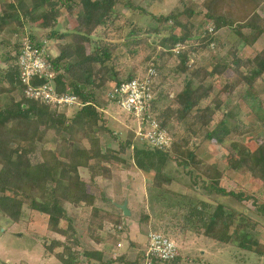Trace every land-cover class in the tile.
Segmentation results:
<instances>
[{"label":"rangeland","instance_id":"rangeland-1","mask_svg":"<svg viewBox=\"0 0 264 264\" xmlns=\"http://www.w3.org/2000/svg\"><path fill=\"white\" fill-rule=\"evenodd\" d=\"M11 1L18 3L20 0H0V16L3 8L12 12V17H15V20L12 17L5 21L0 19V67L7 66L5 62L7 55L14 54L16 46L27 36L34 37L37 41H46V50L52 56L60 53L59 43L71 41L77 30L78 21L75 13L77 11L69 12L66 7L58 5L57 20L53 29L65 33L66 39L64 41L49 39L47 33L50 29L42 27L40 12L37 10V5L42 1L26 0L29 7L24 12L18 10V14L8 6ZM204 1L124 0L115 6L117 18L92 34V41L96 43H87L88 50L96 51V45L101 46L102 42L114 48L111 64L113 62L116 69L110 80L111 84L95 89L96 104L99 106L102 119L92 132L95 137L101 138L103 151L109 147L121 160L106 157L97 159L87 167H79L80 176L89 183V190L96 197V202L94 206L63 202L67 217L60 221V227L69 231L68 237L46 228V216L31 208V199H25L22 216L18 222L10 220L0 211V264H58L54 258L57 253L63 252L65 247L57 246L50 253L48 248L53 241L66 243L69 250L78 254L81 260L86 256L85 252L96 254L95 246L102 238L111 244L116 243L119 235L114 229L123 224L125 228L129 227L124 232H130V237L140 242L150 230L170 236L179 248V264H264V183L240 163L235 153H232V148H239L243 144L246 135L248 137L258 135L260 140L264 139L262 125L264 107L260 105L261 99H264V75L255 81L254 86L243 84L235 92L228 94L225 104H221L222 107L217 110L208 126L200 128L195 125L189 129L188 125L192 123L193 115L188 117L186 123L169 125V130L177 137L189 138V146L199 159L208 164H216L221 172L219 186L241 195L242 200L223 195L217 190L208 192L206 187L211 183L210 180L204 175L201 178L198 176L204 172V165L196 167L193 163L185 168L169 161L166 170L172 175L170 183H164L162 187L152 184L154 173L141 169L137 165L132 148H127L124 152L119 144L126 143L128 132L137 126V121L107 98V91L118 79H125L130 73H135L136 77L146 76L148 69L155 67L149 63L155 61L160 68L156 69V85H159L163 93L160 109L162 111L164 106L183 90L185 79L190 72L201 68L213 71L216 65L220 66L230 58L231 52H236L238 57L245 59L263 50L264 34L253 45H247L243 37L254 32L246 28L236 29V24L234 27H224L217 31L216 41L208 46L201 44L199 46V42H194L197 38L205 37L207 30L210 31V27H213L212 21L206 15L208 8ZM229 1H225L226 8ZM231 12L234 14L236 10L233 9ZM258 12L264 17V3L259 6ZM167 17L173 18L166 21L164 18ZM174 17H177L180 23L186 24L192 32V36L187 37L185 44H181L182 49L189 54L188 65L191 69L187 73L178 70L180 52L177 53V44L173 47L171 41L166 40L185 34L186 28L183 26L178 25L174 30ZM156 29L159 32H155ZM134 30H138V37L130 36ZM135 50H138V53H134ZM231 75V71L223 70V74L215 71L206 78L205 84L211 87V90L203 102L204 105L211 104L213 108L215 107L213 101L223 90L228 81L227 77ZM1 83L4 87H9L8 82ZM225 96L226 94L220 95ZM30 100L26 95L15 92L0 95V104L3 106L15 101L27 104ZM77 109L62 107L58 112L71 118ZM196 111L197 108H194L192 113ZM225 119L229 123L228 127L224 126ZM56 134L53 129H49L47 133L38 135L36 151L31 154L33 163L41 161L42 149H55L59 140H65L64 146L67 149L73 146L74 143L69 140L66 132L60 130ZM134 141L133 144L137 148L148 145L138 138ZM253 141L256 143L257 140L254 138ZM80 144L90 146L88 139H83ZM249 144L255 147L253 142ZM116 165L123 169L116 170L128 174L129 180L134 179L132 172L140 175L138 179L142 183L143 175L146 176L147 185L143 189V196L137 191L129 201L122 200L118 204L104 199L102 187L96 183L94 177L96 173H100V178L103 180L104 177L105 180ZM130 167L132 169H129ZM8 193L12 194V191ZM0 195H3V192H0ZM36 201L41 205H48L45 200ZM126 202L132 214L124 217L123 210H119L116 205H123ZM200 202L207 204L206 211L209 212H213L217 205H223L225 213L232 217L233 224L230 228L232 238L228 243L209 238L197 230L186 233L180 231L183 224L180 209L191 203L200 205ZM93 209L97 212L93 213ZM112 212H117L119 216H114ZM146 215L148 220L145 221L143 216ZM245 238L247 240L245 244L249 247L247 249L240 244ZM135 256L133 253L131 258L134 260L125 259L119 264L129 262L140 264V259L135 261ZM50 259L52 263L49 262Z\"/></svg>","mask_w":264,"mask_h":264},{"label":"trees","instance_id":"trees-1","mask_svg":"<svg viewBox=\"0 0 264 264\" xmlns=\"http://www.w3.org/2000/svg\"><path fill=\"white\" fill-rule=\"evenodd\" d=\"M41 1L37 5V10L40 12L42 27L50 29L47 33L49 39L63 41L66 39L65 33H59L53 29L57 20L58 5L66 7L69 12L77 11L75 12L78 21L77 30L71 41L59 43L60 53L57 56L48 53L47 59L52 62L56 72L57 90L77 95L84 106L76 111L74 117L68 118L65 114L58 112L59 108L44 102L30 100L27 104L20 101H15L7 106L0 104V192H3V195H0V211L10 220L18 222L22 216L25 199H31V208L46 216V228L68 237L69 231L60 227V221L67 217L63 202L84 203L90 206H94L96 202V197L89 190V183L82 180L80 176L79 167H87L97 159L106 157L121 160L113 154L109 147L103 151L101 138L95 137L92 132L98 125V121L102 119L99 106L96 104L95 89H101L111 84L110 80L116 70L113 62L111 64L115 49L102 42L101 46L96 45V51H89L87 43H96L92 41V34L117 18L118 15L114 11L115 6L124 0ZM225 1H204L208 8L206 15L212 21L213 31L207 30L205 37L197 38L194 42H199V46L200 44L208 46L216 41L215 33L217 31L224 27H234L236 24V29L246 28L254 32L243 37L247 45H253L264 34V17L258 12V8L264 3V0H230L226 3L227 8L224 5ZM8 6L16 14H18V10L24 12L29 7L26 0H20L18 3L11 1ZM233 9L236 10L234 14L231 12ZM1 13V20L5 21L12 17V12L10 13L7 9L3 10L2 8ZM12 18L15 20V17ZM172 18L164 19L168 21ZM178 25L183 26L186 30L183 36L166 39L171 41L173 47L178 43L185 44L187 37L192 36L191 30L187 28L186 24L180 23L177 17H174V30ZM154 31L159 32L157 29ZM130 36L138 37V30L131 33ZM31 39L35 43L41 44V40L37 41L34 37ZM20 47L21 42L16 46L14 54L7 55L5 59L7 66L0 67V81L9 83V87L6 88L0 82V95L7 92L25 95L24 86L19 80ZM134 53H138V50H135ZM236 54V52H231L230 58L222 65H216V69L213 71L201 68L195 72L192 71V73L190 72L191 67L188 65L189 54L185 49H182L178 70L182 73L190 72L185 79L183 90L160 111L163 93L159 89V85H156L155 97L151 103V113L157 118L160 125L170 132L173 138L172 145L166 149L150 145L142 147L143 149L137 148L133 144L137 136L132 128L128 132L126 143H119L124 152L127 148H132L137 165L141 169L154 173L152 184L155 186L162 187L164 183H170L172 180V175L166 170L169 161L185 168L193 163L196 167L204 165V172L198 176L201 178L204 175L210 180L211 183L206 187L208 192L217 190L223 195L242 200L241 195L219 186L218 180L221 172L217 169L216 164H208L199 159L189 146L188 137H177L169 130L170 124L186 123L191 115H193V121L189 123V129L195 125L200 128L208 126L217 110L222 107L221 104H225L228 94L235 92L243 84L252 87L257 79L262 78L264 75V48L253 57L245 59ZM149 64L154 65L157 70L160 69L155 61ZM223 70L231 71L232 75L227 77L228 81L223 90L215 97L213 101L215 107L213 108L211 104L204 105L203 102L211 90V87L205 84L206 78L214 74L215 71L223 74ZM135 77V73H130L127 78L118 79L114 84L120 85ZM221 94H226V96L220 97ZM260 105L264 107V99H261ZM194 108H197V111L192 113ZM223 123L226 124L224 126H229L226 119ZM262 125L264 126V122ZM49 129H53L55 134L60 130L66 132L69 135V140L74 144L70 149H67L64 146L65 140H59L55 149H42L41 161L33 163L31 154L36 151L38 135L47 133ZM101 129L99 128V130ZM254 138L257 140L256 143L253 141ZM83 139H88L89 147L80 144ZM250 142H253L255 147L251 146ZM232 153H235L240 163L264 183V139L260 140L258 135L249 137L246 135L243 144L239 148H232ZM9 191H12V194L8 193ZM37 199L47 201L48 205H41L36 201ZM199 204L191 203L180 209L183 221L180 231L186 233L190 230H197L209 238L228 243L232 238L230 228L233 219L225 213L224 206L217 205L213 212H209L206 211L207 204L204 202ZM92 212L95 213L97 210L93 209ZM143 220H148V215L143 216ZM102 227L101 224L100 228ZM121 230L123 228L119 227L118 231L121 232ZM72 236L74 237V234ZM246 241L245 238L240 244L247 249L249 247L245 244ZM61 245L65 247V250L57 253L56 257L63 264H79V255L71 252L66 243L53 241L48 250L51 253ZM85 253L87 254V252ZM179 259L180 255L178 254L174 264H177Z\"/></svg>","mask_w":264,"mask_h":264},{"label":"built area","instance_id":"built-area-1","mask_svg":"<svg viewBox=\"0 0 264 264\" xmlns=\"http://www.w3.org/2000/svg\"><path fill=\"white\" fill-rule=\"evenodd\" d=\"M210 31H213L210 27ZM182 45H176L177 53ZM46 41L37 44L27 36L21 40L18 63L19 80L24 86L26 97L44 102L57 108H82L84 103L75 94L59 92L55 84V71L47 59ZM157 71L150 67L146 76L135 77L120 85L114 84L107 91L109 101L116 103L137 122L136 136L142 142L160 149L169 148L173 138L151 113V103L155 97ZM77 109V110H78ZM121 227V226H119ZM179 254L176 242L167 234L150 230L143 252V264H174Z\"/></svg>","mask_w":264,"mask_h":264},{"label":"crops","instance_id":"crops-1","mask_svg":"<svg viewBox=\"0 0 264 264\" xmlns=\"http://www.w3.org/2000/svg\"><path fill=\"white\" fill-rule=\"evenodd\" d=\"M105 111L108 112L107 110ZM108 166L110 167V165ZM116 166H113L111 170L112 173L110 172L109 175L105 178V180L104 177L103 180L102 178H100V173H96V176L94 177V179H96V183H98L102 187V191L105 197L104 199L112 200L118 204L122 200L129 201L130 197L135 196L137 191L141 192L142 195L143 189H145L147 185L146 176L143 175L142 183L138 179L140 175H137V173L132 172V174H134V179L129 180L128 174L124 172H118L120 170L122 171L123 169H120V166ZM116 168L120 170H116ZM129 169L132 168L130 167ZM128 205L129 204H127V206ZM116 207L119 210H122L120 204L116 205ZM112 213L114 216H119L117 212ZM130 214H132L131 208ZM122 226L121 228H123V230H121V232L118 231L119 227L117 229H114L115 232L119 235V241L117 240L116 243L111 244L107 242L105 238H102V240L100 239V241H98L97 245L95 246L96 251L94 253L96 254L93 255V253H87L85 257H82V259L79 260V264H119L120 261H123L125 259L134 260L131 258L133 253H135L136 255L135 261L137 259H140V264H143V252L147 244V234L145 235L143 241L140 242L138 241V239H135L132 236L130 237V232H124L129 227L125 228L124 224ZM54 259L58 264H62L59 260H57L56 257ZM49 262L52 263L53 261L50 259ZM128 264H133V262H129ZM177 264H179V262Z\"/></svg>","mask_w":264,"mask_h":264},{"label":"water","instance_id":"water-1","mask_svg":"<svg viewBox=\"0 0 264 264\" xmlns=\"http://www.w3.org/2000/svg\"><path fill=\"white\" fill-rule=\"evenodd\" d=\"M120 207L122 208L124 215L126 216L130 215V210L128 209L127 202L124 203L123 205H120Z\"/></svg>","mask_w":264,"mask_h":264}]
</instances>
